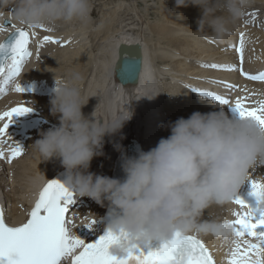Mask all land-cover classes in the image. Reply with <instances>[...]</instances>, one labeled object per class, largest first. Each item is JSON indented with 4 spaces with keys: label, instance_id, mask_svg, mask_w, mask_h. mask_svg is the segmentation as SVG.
Listing matches in <instances>:
<instances>
[{
    "label": "clouds",
    "instance_id": "9594fccd",
    "mask_svg": "<svg viewBox=\"0 0 264 264\" xmlns=\"http://www.w3.org/2000/svg\"><path fill=\"white\" fill-rule=\"evenodd\" d=\"M2 2L10 9L7 15L0 11V24L7 19L30 31L91 21V0ZM189 2L202 9L198 30L207 22L216 38L224 39L252 0H176V5ZM81 80L78 73L56 80L50 103L59 123L41 132L32 147L41 160L60 159L68 173L64 185L77 197L88 196L101 204L107 200L114 206L117 211L109 227L126 233L128 239L113 245V254L122 256L127 247L171 239L177 232L227 235L230 229L202 219L204 210L229 204L249 178V170L257 161L264 163V126L252 118L230 117L222 107L194 111L169 122L170 135L156 146L126 156L122 178L96 173L90 171L91 162L104 155L105 136L122 129L132 113L121 112L108 120L86 115L82 108L89 98L81 93Z\"/></svg>",
    "mask_w": 264,
    "mask_h": 264
},
{
    "label": "bare ground",
    "instance_id": "6f19581e",
    "mask_svg": "<svg viewBox=\"0 0 264 264\" xmlns=\"http://www.w3.org/2000/svg\"><path fill=\"white\" fill-rule=\"evenodd\" d=\"M1 1L2 0H0V2ZM138 1L141 2V0ZM156 2V6L158 8L157 15L159 19L157 22L155 21L151 24V29L154 34H156L155 37H157V43H155L154 51L148 42L149 39L148 41L145 39L143 40L142 34L139 33L140 31H118L117 29H113L114 40L111 41V44L107 42V46L103 48V50L107 52L105 58L103 59L105 60L103 64V72L97 77L91 87V91L93 90V92L91 93L90 91L89 101L92 100L98 105V103L100 104L104 100L105 96L108 95L105 102L107 107L103 108V112L106 117L102 112L96 114L98 118L108 120L112 116L121 112L126 113L127 111L132 113V117L130 120L124 122L122 129H120L117 133L105 136L103 148L104 155L101 156V161L97 166L99 170L94 168L92 170L93 172L106 175V168L108 165H110L113 160H116L122 146L127 144L124 137L127 138L130 134L132 135V138L128 141L132 142L133 138L136 139L144 151L156 146L160 138H166L167 131L162 128V124L164 122L162 121L163 114H161L158 109L163 111L164 108L165 112H168L169 110L170 113H167L168 122H174L180 117L187 118L194 111L209 112L219 110V108L222 107L226 112V104L223 105L210 98L200 96L197 91L191 89L193 87H206L210 91L225 95H227V93L234 92V94L238 96L245 95L243 90L246 89L247 93L253 94L250 97L251 101H258V95L262 97L261 99H264V83H253L243 80V78L238 74V69H210L203 66L206 63L218 62L237 65L239 55L235 53L233 45L239 43V33L241 31L245 32L246 37L243 65L247 70H254L264 66V12H262V9L264 11V7L254 10L255 14L258 12L257 15L253 13V10H247L244 13V16L231 26L229 35H227L224 39H217L215 33L207 22L203 23L198 30L199 20L202 17V9L200 6L190 2L184 6H177L176 0H157ZM0 11H4L7 15L9 10H3L0 8ZM258 15L262 18H257ZM107 27L106 31L103 30V32L106 33L105 40L110 37V26L108 23ZM58 28L60 29V27ZM40 32L41 34L38 38H33L31 46L33 56L27 60L23 70L27 68L29 69V66L31 64L33 65L34 61L37 62L35 55L37 50V40L41 39L45 35H52L55 37L58 35L56 29H52L51 32L40 29ZM61 32H63V30ZM5 34L6 33L0 32V39ZM60 34L61 33H59V35ZM60 36L62 37V41H64L67 37V33L64 31ZM138 40L143 48V69L141 79L139 83L125 86L120 82L119 77L116 76V73L114 72L115 63L118 61V48L122 42L133 43ZM46 45L40 49V55L42 53L41 50L46 47ZM53 45L55 46V51H57V53L59 51L60 59V63L55 65L56 69L53 70L54 72L38 73L29 69L27 71L28 73H26L27 78L34 79L43 77L44 80L40 82L31 80L27 83V85L22 82L21 85L23 86V89H30L31 85L39 84V86L43 89L52 90L53 88V90H55L56 88L54 87V84L56 82L51 79L60 80V74L57 73V70H65L62 64L63 58L66 57L64 55H68L69 53L72 54L73 58L78 59L77 51L67 52L63 45ZM155 55L161 59V67L157 68V71L152 65V58L154 59ZM75 63L78 62L75 61ZM81 67L82 65L78 64L75 69L79 72ZM68 72L72 71L70 70ZM164 73L172 74L173 79L169 80V83L165 82L167 84V86L165 84L167 88V90L165 88L167 98L165 96V98L163 97V100L160 98L161 101H159L158 95L155 91L156 74L157 76H161ZM221 81L227 84H239V88L230 90L225 87L224 83H221ZM10 87L11 86H8L7 90L2 93V96L9 91ZM33 87L38 88L36 86ZM141 90H143V93H141ZM24 91L23 93L17 92L16 95H10L8 100L10 101L17 96H23ZM137 91H140V94ZM31 94L32 96L35 95L33 93ZM52 95L53 94L51 93L49 96L39 94L36 96L47 99L45 103H50ZM15 102L17 101L8 105V108L16 106ZM1 103L3 104V102ZM153 108L154 111L159 113L160 119L154 117L156 113H153ZM181 113H184V115ZM33 121L34 120L32 119L31 122ZM25 125H22L20 129ZM167 130H169V134H167L168 136L170 135V129L167 127ZM11 135L12 134H10V136ZM120 142L123 143L122 146L118 145ZM5 153L7 154L8 152L5 151ZM4 159L6 158L4 157ZM4 161L5 160L0 163L3 164V166H5L3 163ZM30 164L33 167V173L30 176L26 175L28 177L26 180H22L24 182L20 181L25 187L24 190H20V188L18 190L15 186H11L13 191L11 190V192H6L5 190L9 188L4 185V182L0 183V187L3 189L4 193H6L9 202H11L10 217L13 221L15 220L19 222L22 218L26 217V211H29L34 204L35 195H32V191H35V182L42 180L43 178H50L53 171L63 166L60 159L55 157L48 160L40 159L39 161L34 159L30 162ZM24 170H26L25 167ZM4 178H6V175L5 177H1L0 180ZM254 178L258 180L264 179V163L257 161V163L251 168L249 178L239 187L236 194L251 189V179ZM28 196L29 200L27 198ZM80 201V203L88 202L89 197L82 196ZM220 207L226 209V220L233 219L232 210L239 208L231 203L224 205L212 204L208 207V210H204L202 219L209 223H223L220 218V214H218ZM86 210L88 211V216H93L92 214L94 211L88 209V206H86ZM206 237L210 239L216 254L222 260H225V255L228 254V249H226L227 245L224 243L222 238L217 237L212 233L207 234Z\"/></svg>",
    "mask_w": 264,
    "mask_h": 264
},
{
    "label": "snow or ice",
    "instance_id": "6c2138e0",
    "mask_svg": "<svg viewBox=\"0 0 264 264\" xmlns=\"http://www.w3.org/2000/svg\"><path fill=\"white\" fill-rule=\"evenodd\" d=\"M5 21L9 20L0 24V32L6 33L5 39L0 41V94L12 85L14 91L23 93L24 89L17 78L27 60L33 56L30 44L38 33L36 30L17 27L10 21L6 24ZM40 29L52 31L44 26ZM10 33L14 38L9 39ZM49 43L63 45L67 42L52 35L43 36L37 40V60L40 59V49ZM245 43V32L241 31L239 43L233 45L235 53L239 55L238 71L252 81H264V71L253 75L244 70ZM139 63L141 66V60ZM136 64L134 52H120L114 72L119 70L123 75H130ZM203 66L210 69H237L236 64L219 62ZM221 83L230 90L237 88L234 84ZM191 89L203 97L233 107L240 117L255 119L264 126V99L251 101L252 106H246L251 95L246 89L243 90L245 95L235 99L210 90ZM30 110V106L21 103L0 112V157L12 161L23 154L24 148L7 134V129L14 114L22 115ZM8 143L11 147L6 154L3 145ZM251 195L256 198L255 207L236 194L232 196L231 202L239 208L232 210L233 219L219 223V226L230 229L227 235L212 232L222 238L228 247L226 264H264V179H251ZM72 203L73 193L63 183L47 180L26 222L18 226L10 225L3 208H0V264H219L213 251L194 234L177 232L171 239L162 241L158 248H150L147 252L133 245L127 247L122 256L112 252L113 245L128 239L122 231L114 233L109 229L94 242L85 243L72 231L78 226L74 221L79 217L78 213L70 212L69 206ZM79 218L80 224L88 227L94 223L90 216Z\"/></svg>",
    "mask_w": 264,
    "mask_h": 264
},
{
    "label": "rangeland",
    "instance_id": "374dc122",
    "mask_svg": "<svg viewBox=\"0 0 264 264\" xmlns=\"http://www.w3.org/2000/svg\"><path fill=\"white\" fill-rule=\"evenodd\" d=\"M156 1L157 0H141V2L138 0H91L92 11H91V21L89 23L81 24L79 22H74L69 25H62L60 26V29L59 28L56 29L58 32L57 37H59L64 31L65 33H67V37L64 41L67 40L68 42L66 41L67 43L63 44L66 51L67 52L77 51V54H78V59L73 58L72 54H69V53L68 55H64L66 57L63 58L62 60L63 63L62 62L61 63L63 64V67L65 68V70H59V71L57 70V73L60 74V75L58 74L60 77V80H66L71 75L77 74L76 72L78 71L75 68L77 67L78 64L82 65L81 70H79L78 72V74L82 77V80L79 83V87L85 99L89 98V94H90L93 83L96 81L97 77L101 75L103 72V64L105 61L103 59L105 58L107 54V52H105L103 48L107 46V42L111 44V41L114 40L113 29L114 30L117 29L118 31H131V32L140 31L139 33L142 34L143 40L145 39L146 41H148L149 39L148 42L150 43V46H152V49L154 51L155 43H157V37H155L156 34H154V32L151 29V24H153L155 21L157 22V20L159 19L157 15L158 8L156 6L157 4ZM261 7H264V0H252L251 4L247 7L246 11L253 10V13L255 14L254 10H256L257 8H261ZM0 8L3 10L5 9L9 10L10 5H4L3 2L1 1ZM262 12H264L263 9H262ZM257 14L258 12L255 15ZM257 18L261 19L262 17L258 15ZM5 23L8 24L9 22H5ZM107 23L110 26V31H109L110 37L109 39L105 40L106 33L103 32V30L105 31L107 30L108 28ZM62 30L63 32H61ZM36 31L38 33V36L36 38H38L41 32H40V29ZM59 33L61 34L59 35ZM59 38L62 40L61 36ZM32 42H33V38L30 44V48L32 46ZM54 48L55 46L52 43H49L48 45H46V47H44L41 50L42 53L40 55V59L37 60V62L34 61L33 65L31 64L29 66V69L34 70L38 73L54 72L53 70L56 69L55 65L60 63L59 62L60 61L59 51L57 53V51H55ZM158 58L159 57H157L156 55L154 56V59L152 58V65L156 71H157V68L161 67V64H160L161 59L159 58L160 59L159 60ZM75 61H77L78 63H75ZM29 69L27 68V69L22 70L21 75L17 78V82H20V83L24 82L27 85V83H29V81L31 80L39 81V82L44 80L43 77L34 78V79L27 78L26 73H28L27 71ZM70 70L72 72H68ZM172 79H173L172 74L164 73L161 76H157L156 74V90L155 91L157 94L159 93L158 94L159 101H161V99L163 100L165 96L167 98V92H166L167 84L166 83H169L170 82L169 80H172ZM51 80L56 82V80L54 79H51ZM60 80H57V81H60ZM56 86H57V83L54 84L55 88ZM13 87L14 85L11 86L9 88V91L5 93L3 96L1 94L0 112H3L9 109L8 105L10 102L12 103L14 101H19L18 104L26 103L28 106H30L31 110L29 112L22 114V116H25V117L18 118L15 122H18L20 119L32 117V115H34L35 122L23 126L21 128L22 133L19 135H16L14 132H10L11 127H15V126H12V124L10 123L18 115L14 114L12 117V121L8 125L7 134L9 136L10 134H12L10 137L14 141L18 142L24 148V151L20 157H17L13 159L12 161L7 162V166H8L7 168L9 169L6 170L5 169L6 166H3V164H0V178L3 176L5 177L6 175V178L1 179L0 183L4 182V185H6L9 188L5 190L6 192L7 191L11 192V190L13 191L12 189L13 186L18 188V190L19 188L20 190L25 189L24 185L21 184V182H24L22 180H26L27 177L33 173V167L31 166L30 162L34 159L37 161L41 159L39 155L33 149L32 144L37 139L41 138V132L46 131L49 128L55 127L59 123V119H58L59 114L53 115L51 112L52 105L50 103H45L47 99L38 97L36 96L37 94L32 96L31 93H28L24 89L25 91H24L23 96H17L13 98L12 101L11 100L9 101L8 97L10 95L17 94V92L13 90ZM51 91L53 94L51 96L52 98L54 96L55 90H53L52 88ZM92 92L93 90L91 91V93ZM107 96L108 95H106L104 100L100 104L98 103V105L97 103L93 102L92 100L89 101L88 99V102L86 105L83 106L82 111L86 115H90L93 113V115L95 116L96 114L102 113L103 108L107 107V104H105ZM257 97L259 98V100L262 98L259 95ZM1 102H3V104ZM154 108H153V111H154ZM158 111L161 114H163V117L161 116L163 119L162 121H164L163 125H165L164 127L167 131V134H169V130H167V125L169 123L167 121L168 119L167 113L169 114L170 112L169 110L168 112H165L164 108H163V111L161 109H158ZM153 113H156V115L154 116L155 118H159L158 112L154 111ZM181 114L184 115V113H181ZM103 115L105 116V113ZM16 130H18V128H16ZM167 134H166V137H167ZM7 147H11V144H8ZM101 156H96L93 158L90 171H92L94 168L99 170L97 166L99 165L101 161V158H102ZM24 167L26 168V170H24ZM249 171H251V169ZM27 198L29 200V196ZM89 201L87 202L89 205L88 209H94V205L96 203L95 200L93 199L92 201V198H89ZM225 213H226V209H224L223 207H220L218 214H220V218L222 219L223 222L226 221L227 219ZM226 249H228V247H226Z\"/></svg>",
    "mask_w": 264,
    "mask_h": 264
},
{
    "label": "water",
    "instance_id": "95a60500",
    "mask_svg": "<svg viewBox=\"0 0 264 264\" xmlns=\"http://www.w3.org/2000/svg\"><path fill=\"white\" fill-rule=\"evenodd\" d=\"M14 38L13 34L9 36V39ZM125 51H131L134 52L136 57H137V64L135 67V70L133 71L132 74L130 75H123L120 73L119 70L116 72V76L119 77V80L121 83L126 84L127 86L139 83L140 78H141V72L143 69V48L141 43L135 42V43H127V42H122L119 46V56L120 52L123 54ZM140 60H141V66H140ZM118 62V61H117ZM116 62V64H117ZM115 64V65H116ZM139 73V75H138Z\"/></svg>",
    "mask_w": 264,
    "mask_h": 264
}]
</instances>
